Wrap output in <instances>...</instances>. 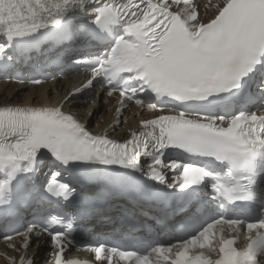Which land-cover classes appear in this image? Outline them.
Wrapping results in <instances>:
<instances>
[{
    "label": "snow or ice",
    "instance_id": "6c2138e0",
    "mask_svg": "<svg viewBox=\"0 0 264 264\" xmlns=\"http://www.w3.org/2000/svg\"><path fill=\"white\" fill-rule=\"evenodd\" d=\"M93 9L92 22L103 27L108 23H119L124 33L92 68V77L87 80L91 86L100 75L117 78L121 73H135L143 85L159 95H167L176 101L191 99L207 100L208 97L226 98L233 89L240 86L256 64L264 59V0H220L215 12L201 22L197 7L190 0H183V8L172 11L168 0H97ZM179 3L180 0H173ZM71 0H60L49 4L47 0H0V33L12 37L36 33L49 25L59 26ZM39 83V81H34ZM111 81H109L110 83ZM134 90L143 92L144 86ZM119 90L121 106L129 95L124 88ZM80 90L77 89V92ZM76 93L65 96V103H73ZM95 104L96 101H93ZM137 105L142 99L135 100ZM156 108V104L150 105ZM167 109L166 106H163ZM63 103L53 108H0V166L8 162L34 160L41 149H47L54 157L69 162L96 161L104 165H119L143 174L169 188L187 189L199 184L205 176H213L215 194L218 198L233 202L249 198L250 185L257 167V157L264 153V107L257 111L218 114L207 112H186L171 108L172 114L158 115L144 120L147 131L132 133L124 142L109 139L106 134H92L81 122L79 114L65 113ZM94 110L89 111L93 115ZM119 112L120 109L118 108ZM196 115H193V114ZM179 147L193 155L214 157L227 162L223 173H209L195 163L162 160L163 149ZM151 158V163L141 162V156ZM164 169L175 171L174 182L169 183ZM25 167L23 171H30ZM60 173L53 172L43 185L44 191L61 204L69 202L68 209H60L57 216L45 223H29L14 234L0 235L13 249H28L33 235H48L56 249L54 264H80L78 260L62 261L66 254L65 245H72V224L63 231H52L53 224H63L64 217L71 215L77 224L96 218H107L112 205V185L107 176L92 178L83 175L78 183L89 181L99 184V190L87 194L70 186L58 183ZM11 199L10 182L0 186V202ZM126 196L137 208L150 205L153 194L146 189L129 187ZM69 198H72L71 200ZM172 214L181 209L173 207ZM121 219L135 223L134 209L120 206ZM223 232L229 229L235 236L221 237L213 246L210 236L213 229ZM244 235L247 245L241 250L234 247L237 237ZM191 238H184L167 247L158 245L139 250H120L109 246L107 241L98 242L95 247L97 261L113 264V258L128 264H151L149 257H163V264H264L257 260V254L264 255V218L247 222L220 217L206 224ZM19 240V244H17ZM200 248L208 245L218 248V259L214 261L203 253L189 254L198 241ZM175 249V251H174ZM11 264H16L11 258ZM19 264H33L26 255L19 258Z\"/></svg>",
    "mask_w": 264,
    "mask_h": 264
},
{
    "label": "bare ground",
    "instance_id": "6f19581e",
    "mask_svg": "<svg viewBox=\"0 0 264 264\" xmlns=\"http://www.w3.org/2000/svg\"><path fill=\"white\" fill-rule=\"evenodd\" d=\"M47 2L55 4L59 3L60 0H47ZM219 3L220 0H205L197 8L201 22H207L215 12V6ZM170 4L174 11H179L184 6L183 3ZM4 35L0 33V38ZM76 81L77 79L73 77L40 86H16L11 83H0V108H53L63 103L62 110L65 113L79 114V119L88 126V130L96 134L104 133L112 140H122L121 138L129 136L132 131L137 130L143 119L162 114L154 111L153 108L140 109L138 106H132L123 112H118V98L115 95L105 97L103 94H94L91 98L82 97V99H75L73 103H65L64 97H69L74 92L72 90ZM93 101L96 103L94 104ZM94 109L93 115H89V111ZM45 247L44 238H39L35 247L30 246L27 251L36 250L35 254L42 258ZM8 254L13 255L11 250ZM0 264L9 263L5 258L0 257Z\"/></svg>",
    "mask_w": 264,
    "mask_h": 264
},
{
    "label": "water",
    "instance_id": "95a60500",
    "mask_svg": "<svg viewBox=\"0 0 264 264\" xmlns=\"http://www.w3.org/2000/svg\"><path fill=\"white\" fill-rule=\"evenodd\" d=\"M126 137H123V138H121V139H125Z\"/></svg>",
    "mask_w": 264,
    "mask_h": 264
},
{
    "label": "rangeland",
    "instance_id": "374dc122",
    "mask_svg": "<svg viewBox=\"0 0 264 264\" xmlns=\"http://www.w3.org/2000/svg\"><path fill=\"white\" fill-rule=\"evenodd\" d=\"M86 107V105H84Z\"/></svg>",
    "mask_w": 264,
    "mask_h": 264
}]
</instances>
